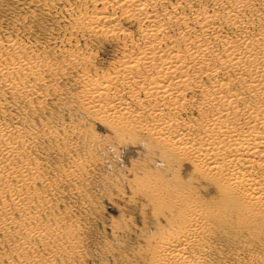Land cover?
<instances>
[{
  "label": "rangeland",
  "instance_id": "obj_1",
  "mask_svg": "<svg viewBox=\"0 0 264 264\" xmlns=\"http://www.w3.org/2000/svg\"><path fill=\"white\" fill-rule=\"evenodd\" d=\"M180 1L187 12L215 11L220 39L239 44L247 33L264 46V0L234 10V0ZM102 10L114 13L128 35L93 33L89 19ZM230 13L247 20V31ZM148 24L128 18L112 0H0V69L10 67L0 72V124L16 131L21 151L0 156V167L11 170L0 184V264H141L148 238L168 227L141 195L146 183L166 198L192 186L195 195L214 198L192 180L190 166L144 136L152 122L144 93L134 98L133 86L116 88L140 111L132 120L141 126L136 134L116 132L97 115L95 81L137 52ZM201 106L200 96L191 98L182 118L200 122ZM228 217L213 225L207 264H264L263 222L254 221L258 232L238 230L243 218Z\"/></svg>",
  "mask_w": 264,
  "mask_h": 264
},
{
  "label": "bare ground",
  "instance_id": "obj_2",
  "mask_svg": "<svg viewBox=\"0 0 264 264\" xmlns=\"http://www.w3.org/2000/svg\"><path fill=\"white\" fill-rule=\"evenodd\" d=\"M112 1L128 18L149 24L133 46L137 52L120 61L113 75L95 81L93 96L102 100L98 117L116 132L136 134L140 125L132 120L138 122L140 111L122 100L125 97L116 88L133 86L128 91L134 98L144 93L146 101H152L143 110L152 120L144 125V136L174 162L190 166L192 180L214 192V198L207 201L195 195L192 186L190 192L166 198L159 186L146 183L141 195L151 201L154 213L168 227L148 238V247L139 252L141 264H207L214 224L228 216L243 218L244 226L239 223L238 230L254 227L258 232V223L264 224L263 43L255 44L256 39L247 33L239 44L220 39L215 11L187 12L180 0ZM246 3L234 0L233 10ZM189 7L194 8V3ZM229 15L234 24H245L247 31L246 19ZM89 20L95 34L128 35L114 13L102 10ZM9 68L0 72L5 74ZM193 90L196 93L190 96ZM198 96L201 121H186L182 114L190 99ZM17 140L16 131L0 124L1 157L21 154ZM20 162L25 166V159ZM8 172L0 167V184ZM215 201L217 206L205 203Z\"/></svg>",
  "mask_w": 264,
  "mask_h": 264
}]
</instances>
